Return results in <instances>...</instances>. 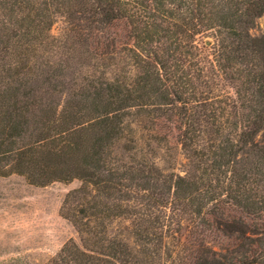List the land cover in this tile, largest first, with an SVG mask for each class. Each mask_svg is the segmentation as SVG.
<instances>
[{"label":"trees","instance_id":"obj_1","mask_svg":"<svg viewBox=\"0 0 264 264\" xmlns=\"http://www.w3.org/2000/svg\"><path fill=\"white\" fill-rule=\"evenodd\" d=\"M263 15L264 0H0V176L80 182L62 206L79 240L48 264H264ZM162 123L184 175L147 156Z\"/></svg>","mask_w":264,"mask_h":264},{"label":"rangeland","instance_id":"obj_2","mask_svg":"<svg viewBox=\"0 0 264 264\" xmlns=\"http://www.w3.org/2000/svg\"><path fill=\"white\" fill-rule=\"evenodd\" d=\"M61 27L57 23L53 33L58 35ZM114 32L118 40H126L127 26L122 24ZM252 33L264 34V15ZM155 130L146 138L155 153L151 157L147 150L148 158L165 173L184 175L188 160L176 132L163 123ZM79 186L75 180L40 187L19 175L0 176V264H48L67 242L78 241L75 228L62 215V206L66 195ZM230 243L223 239L222 245Z\"/></svg>","mask_w":264,"mask_h":264}]
</instances>
